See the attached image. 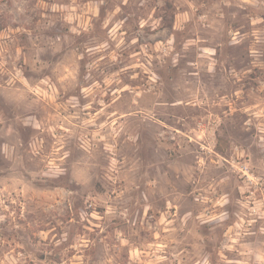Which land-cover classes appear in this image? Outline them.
Segmentation results:
<instances>
[{
  "label": "rangeland",
  "instance_id": "1",
  "mask_svg": "<svg viewBox=\"0 0 264 264\" xmlns=\"http://www.w3.org/2000/svg\"><path fill=\"white\" fill-rule=\"evenodd\" d=\"M0 264H264V0H0Z\"/></svg>",
  "mask_w": 264,
  "mask_h": 264
},
{
  "label": "built area",
  "instance_id": "2",
  "mask_svg": "<svg viewBox=\"0 0 264 264\" xmlns=\"http://www.w3.org/2000/svg\"><path fill=\"white\" fill-rule=\"evenodd\" d=\"M239 172L241 173L243 180L249 184H254V177L252 176V173L248 166L245 164L243 166H239L237 168ZM257 183V182H256Z\"/></svg>",
  "mask_w": 264,
  "mask_h": 264
}]
</instances>
